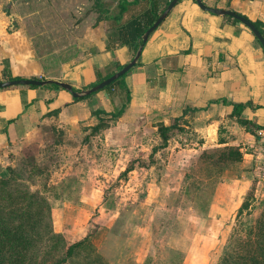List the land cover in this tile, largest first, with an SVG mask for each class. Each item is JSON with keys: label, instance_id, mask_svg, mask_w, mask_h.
<instances>
[{"label": "rangeland", "instance_id": "obj_1", "mask_svg": "<svg viewBox=\"0 0 264 264\" xmlns=\"http://www.w3.org/2000/svg\"><path fill=\"white\" fill-rule=\"evenodd\" d=\"M29 1L27 12L31 14L26 19L34 26L28 30L43 31L35 40L40 50L47 49L46 35L53 31L56 39L71 36L67 46L75 47L80 32L90 33L98 26L107 42L109 21L96 0ZM117 1L101 0L111 11ZM46 87L61 88L56 84ZM102 90L87 99H94ZM106 92L110 101L125 100L118 86ZM104 118L108 126L98 131L93 127L99 119L92 126H82L81 132L72 125L64 129L59 123L48 124L29 144L11 151L5 174L10 175L8 168L12 167L30 190L39 191L51 204L50 218L40 225L41 235L51 227L54 234L62 236L49 239L48 235L39 240L24 264H53L69 244L86 235H90L92 244L79 248L66 264H85L94 246L110 264H222L228 252L244 254L248 242L255 237L262 239L264 180L256 171V155L251 166L228 164L224 154L229 149L214 145V156L196 158L192 148H199L203 140L189 131L184 133L187 128L183 125L177 127L181 139L176 137L175 128L168 130L169 137L163 140L150 128V141L135 138L113 142L109 127L116 121L106 115ZM134 127L135 131L142 129ZM240 132L234 130L236 136ZM224 133L225 128L220 131L221 137ZM127 167L131 169L126 171ZM243 171H248V186ZM252 186L254 197L238 214ZM78 206L89 210L85 216ZM210 211L217 216L210 217ZM80 224L85 230L70 236L74 226ZM262 249L261 245L257 247V253Z\"/></svg>", "mask_w": 264, "mask_h": 264}, {"label": "crops", "instance_id": "obj_2", "mask_svg": "<svg viewBox=\"0 0 264 264\" xmlns=\"http://www.w3.org/2000/svg\"><path fill=\"white\" fill-rule=\"evenodd\" d=\"M203 1L264 23V0ZM29 2L0 0V80L6 79L7 62L8 73L14 77L52 78L85 89L106 75L109 68L117 71V65L132 59L133 52L127 46L107 49L104 33L98 26L90 33L80 32L75 47L67 46L71 36L60 40L54 31L48 32L47 49L40 50L35 40L43 31L28 30L34 26L26 19L31 14L27 12ZM56 42L63 44L58 46ZM124 79L130 101L122 116L115 119L116 125L109 127L113 142H130L135 138L150 141L153 138L150 128L162 140L166 139L169 135L166 138L162 135L161 125L168 126V130L175 128L176 137L181 139L183 135L177 127L183 125L187 128L184 133L189 131L203 140L199 148H192L196 158L214 156L212 146L218 145L238 149L241 155L238 160H228L224 154L228 164L251 166L255 160L257 129L264 128V49L241 21L203 10L195 0H179L152 32L140 59ZM46 86L0 88V175L6 173L11 151L29 144L44 132L46 125L59 123L64 129L72 125L80 131L82 126H92L98 121L92 114L93 108L112 111L123 104L114 102V98L110 101L106 90L94 99L75 100L63 87ZM239 102H250L252 106H246L239 117L232 116L233 103ZM242 118L249 119L257 128L248 131ZM134 126L142 127L141 131H135ZM236 128L242 130L238 136L234 134ZM247 172H242L246 186L251 182ZM78 207L81 215L89 211L84 206ZM208 215L217 216L211 211ZM83 228V224L74 226L70 236Z\"/></svg>", "mask_w": 264, "mask_h": 264}, {"label": "trees", "instance_id": "obj_3", "mask_svg": "<svg viewBox=\"0 0 264 264\" xmlns=\"http://www.w3.org/2000/svg\"><path fill=\"white\" fill-rule=\"evenodd\" d=\"M170 0H118L115 10L111 11L103 6L101 0H96V5L100 8L104 17L109 21L107 28V49H114L119 46H127L135 54L138 46L141 43V37L146 29L157 19V17L166 8ZM231 17V16H228ZM234 18V17H233ZM254 24L264 35V23L261 21H253ZM125 65V64H124ZM124 65H117L118 70ZM8 63L5 62L4 77L6 79H14L8 73ZM110 71L101 76L96 83L112 75L115 71L109 68ZM127 71L122 76L118 77L107 85L104 89L111 90L118 86L120 91L124 93L125 100L122 106L114 111H106L102 108H93L92 114L97 116L99 122L93 127L94 131L100 130L105 125L106 119L104 115L111 119H117L125 112L130 101V91L125 82ZM94 83L93 85H95ZM53 84V83H52ZM92 85V86H93ZM56 86H59L56 84ZM77 89V88H75ZM90 95L75 97V100H83ZM252 106V103H233L231 115L239 117L246 106ZM242 123L248 131L253 132L257 125H254L249 119L242 118ZM168 126H162L160 130L164 131V137L167 136ZM238 149L230 147L226 153L228 160H238L240 157ZM131 167L125 170L129 171ZM10 175L0 176V264H24L28 258L31 247L39 240L42 241L46 236L58 237L62 236L58 233L57 236L53 233L51 227L47 229V233L43 236L40 233V225L44 220L50 218L51 204L49 199L39 191H32L17 177L16 172L12 167L8 168ZM254 197V186L248 192L247 198L242 202L238 209V214L249 207V198ZM264 213V210H263ZM263 235H264V220H261ZM251 234L254 232H250ZM255 237V240L250 244H246V252L231 251L224 257L222 264H264V236L262 239ZM90 242V235L71 243L67 246L65 254L54 260L53 264H66L69 258L73 257L77 250L81 247H87ZM262 246L263 249L257 253V247ZM89 259L85 264H110L105 261L98 253L95 246L91 248Z\"/></svg>", "mask_w": 264, "mask_h": 264}, {"label": "water", "instance_id": "obj_4", "mask_svg": "<svg viewBox=\"0 0 264 264\" xmlns=\"http://www.w3.org/2000/svg\"><path fill=\"white\" fill-rule=\"evenodd\" d=\"M179 0H170L166 8L162 11V13L157 17V19L146 29V31L143 33L141 37V43L138 46L135 54L133 55L132 59L127 62L121 69L115 71L112 75L108 76L107 78L101 80L100 82L96 83L95 85L85 88V89H75V87L66 82V81H61L57 79H38V78H14V79H5V80H0V88H6L10 86H15V85H36V86H44L48 84H57L60 87H63L64 89H67L70 91V93L73 95V97H82V96H87L90 95L93 92L99 91L104 89L107 85H109L112 81L117 79L118 77L122 76L125 74L127 71H129L140 59L142 49L149 39L150 35L156 28L162 23V21L167 17V15L170 13V11L174 8L176 3ZM200 8L206 11H210L214 14L218 15H228L231 17H234L235 19L241 21L244 23L246 26H248L258 41L261 43L263 49H264V35L262 32L259 30V28L254 24L252 20L247 18L246 16L234 11L233 9L230 8H223V7H214L207 5L203 0H195Z\"/></svg>", "mask_w": 264, "mask_h": 264}, {"label": "built area", "instance_id": "obj_5", "mask_svg": "<svg viewBox=\"0 0 264 264\" xmlns=\"http://www.w3.org/2000/svg\"><path fill=\"white\" fill-rule=\"evenodd\" d=\"M257 134L259 136L255 150H256V171L260 178L264 180V128H258Z\"/></svg>", "mask_w": 264, "mask_h": 264}]
</instances>
